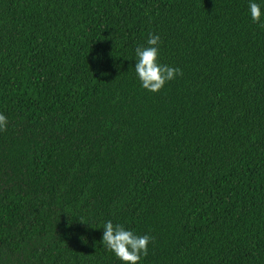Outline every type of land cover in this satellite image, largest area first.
<instances>
[{"label":"trees","instance_id":"1","mask_svg":"<svg viewBox=\"0 0 264 264\" xmlns=\"http://www.w3.org/2000/svg\"><path fill=\"white\" fill-rule=\"evenodd\" d=\"M253 0H0V264H264V16ZM264 12V0H254ZM158 34L182 70L141 86Z\"/></svg>","mask_w":264,"mask_h":264},{"label":"clouds","instance_id":"2","mask_svg":"<svg viewBox=\"0 0 264 264\" xmlns=\"http://www.w3.org/2000/svg\"><path fill=\"white\" fill-rule=\"evenodd\" d=\"M249 9L252 21L259 23L264 16L260 5L253 0ZM261 27H264V24H261ZM160 43L158 34L149 33L146 46L141 45L135 49V72L141 86L152 93L160 92L167 83L183 75L181 69L160 62ZM6 128L7 118L0 114V131H6ZM103 230V246L113 253L121 264H140L142 257L148 255L149 244L154 242V237L147 234L138 235L111 220L104 223Z\"/></svg>","mask_w":264,"mask_h":264}]
</instances>
